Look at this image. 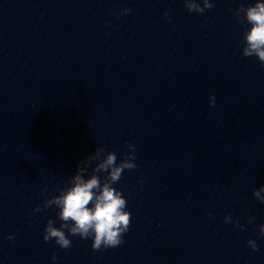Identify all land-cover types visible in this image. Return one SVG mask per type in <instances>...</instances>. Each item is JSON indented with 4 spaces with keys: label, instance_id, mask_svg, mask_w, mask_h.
Segmentation results:
<instances>
[{
    "label": "clouds",
    "instance_id": "clouds-1",
    "mask_svg": "<svg viewBox=\"0 0 264 264\" xmlns=\"http://www.w3.org/2000/svg\"><path fill=\"white\" fill-rule=\"evenodd\" d=\"M189 13L204 14L214 7V0H183ZM133 9L123 8L113 11L117 18L131 14ZM231 11V10H230ZM171 22L169 11L163 13ZM234 15L239 23L244 25L242 33L243 57H254L260 67L264 68V2L256 0L254 4L245 6L243 0L235 9ZM210 106H215V96H210ZM127 152L117 162V154L97 147L94 152L84 157L76 167L67 184L58 188V194L51 195L42 205H36L32 210L41 212L49 208L58 209L56 219L61 221L59 227L49 218L44 228L45 242L55 241L62 249L72 247L71 237L81 240H91L94 251L116 248L124 243V234L131 227V212L127 207V199L122 191L114 187L122 179L125 170H134L136 164V145L126 143ZM94 165V167H93ZM106 173V175H101ZM142 182V181H141ZM47 192V188L43 189ZM253 196L264 203V186L253 189ZM91 205V207L89 206ZM212 214L209 213V216ZM224 223L233 224L243 229L239 219H233L231 214L223 218ZM255 217L249 216L247 222L253 223ZM259 236L264 237V224L259 225ZM9 241H14V234H8ZM247 245L255 252L259 246L254 239H249ZM57 256L52 255L55 261Z\"/></svg>",
    "mask_w": 264,
    "mask_h": 264
}]
</instances>
